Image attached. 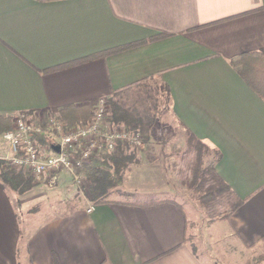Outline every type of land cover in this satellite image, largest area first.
Returning <instances> with one entry per match:
<instances>
[{"label":"crops","instance_id":"crops-1","mask_svg":"<svg viewBox=\"0 0 264 264\" xmlns=\"http://www.w3.org/2000/svg\"><path fill=\"white\" fill-rule=\"evenodd\" d=\"M261 50L264 0H0V116L41 119L143 81L165 84L173 121L216 154L243 201L216 224L222 254L235 247L236 264H252L247 254L264 247V100L231 60ZM11 155L1 137L0 160ZM152 169L128 171L123 194L135 176L149 196L171 192ZM71 182L63 174L54 189L18 196L0 178V264H207L173 199L97 205Z\"/></svg>","mask_w":264,"mask_h":264},{"label":"trees","instance_id":"trees-1","mask_svg":"<svg viewBox=\"0 0 264 264\" xmlns=\"http://www.w3.org/2000/svg\"><path fill=\"white\" fill-rule=\"evenodd\" d=\"M41 3H50L65 0H35ZM231 66L239 77L262 99L264 100V50L246 53L231 60ZM142 103L147 99L155 102L156 108L164 107V112L169 113L171 107V95L165 84L155 81H143L127 90L115 94L110 100L112 105L113 121L126 125L135 132H140L145 144L150 138L148 126L151 124L148 110L143 113L137 109L127 107L125 97H133ZM141 97V98H140ZM134 99V98H132ZM161 99V101H160ZM130 100V99H129ZM134 102V101H133ZM163 102V103H162ZM132 106V105H131ZM137 108V107H136ZM137 111V112H136ZM47 114L43 116L42 127H47ZM93 117L92 105L81 107H66L62 109L57 118L72 128L87 123ZM146 120V121H145ZM12 129V119L0 116V137ZM192 141L197 146H191L189 151L178 155L179 162L173 164L172 171L186 187L198 199L205 208L209 219L214 221H230L232 215L243 205V201L236 196L232 189L221 179L216 170L215 160H205L204 150L209 149L194 138ZM40 145L52 150L51 143L45 136L38 137ZM130 147H125V149ZM121 149V155L123 154ZM130 156L116 158L111 156H95L87 163L82 173L90 182V194L97 205L109 203L107 196L111 189L120 186L124 181L125 172L133 162ZM1 180L18 195H24L35 187L30 177L21 170H11L0 160ZM54 264H60L54 256Z\"/></svg>","mask_w":264,"mask_h":264},{"label":"rangeland","instance_id":"rangeland-1","mask_svg":"<svg viewBox=\"0 0 264 264\" xmlns=\"http://www.w3.org/2000/svg\"><path fill=\"white\" fill-rule=\"evenodd\" d=\"M143 99L146 98L143 97ZM143 99L138 100L137 98H135V96L128 98L125 97V102L126 104H128L127 107H132V110L137 109L138 112H144L145 110H148L150 116V120L148 121L151 122V124L148 126V129L150 131L149 141L145 144V147L141 149L123 148V154L117 155L116 158H122L123 156L132 157L134 160L129 165L130 168L128 169V171H132L134 173L139 172V170L141 169L144 170V165L149 166L151 168H155L152 170L153 173L156 174L154 175V179L158 181V183L160 182L161 177L158 174L157 170H162V172H164V178L166 179V182L168 183L171 192L165 193L161 191H150L151 196H149V191L141 189L140 187V177L137 178V176H135L136 180H134L135 184L133 187L135 189L132 188L133 191H130L132 195L123 194V191H127V189H125V187L121 188L120 185L114 189H111L107 198L112 197L113 199H119L122 201L135 202H148L153 198L164 197L173 199L175 202L182 206L185 214L187 215L188 242L190 246L193 247V250L197 253L199 258L207 264H236L237 249L235 247H228L227 249L231 254L223 255L222 252L223 250L225 251V248H223L225 242L223 240L222 234L216 230L217 223L226 221H214L209 219L205 208L201 206L198 199L193 195V193H191L186 187L181 184L178 177L172 171L173 164L179 162V159L177 158L178 155L182 154L183 152L189 151L191 146H197V143L195 141H192L190 135L188 133H185L179 127V125H177L173 121L169 113L164 112L163 106L160 109L156 108L153 99H147V103L144 104L142 103ZM27 115L28 119L31 121L37 123L43 122V116H41V119H39L38 117H36V119L35 117L33 118L30 114ZM49 117L57 118V115H47V120ZM10 118L12 119V129L10 131H12L14 129L15 118L13 116H10ZM110 118L111 120H113L111 103ZM204 152L205 153L203 155L205 160H218L216 154L213 153L210 149H205ZM5 166L9 168L8 163L6 162ZM9 169L20 170L11 167ZM128 171L125 172V175L126 173H128ZM25 174L30 177L28 173ZM30 179L33 181L31 177ZM71 183V187L74 188L75 186H77L80 189V194H83V196L88 201H90V203L97 204V201H94L90 194V182L87 177L83 185L78 186L73 181ZM33 184L35 186L33 190L38 189V191H40L41 193L47 192L51 190V188L54 189V185H38L34 181ZM156 186H158V184H156ZM26 221L27 220L25 219L24 223H26ZM247 256L251 257L250 263L252 264L257 263V261H262L264 263V247L256 249L255 251H251L250 254H247Z\"/></svg>","mask_w":264,"mask_h":264},{"label":"built area","instance_id":"built-area-1","mask_svg":"<svg viewBox=\"0 0 264 264\" xmlns=\"http://www.w3.org/2000/svg\"><path fill=\"white\" fill-rule=\"evenodd\" d=\"M110 100L109 97L96 100L92 119L72 128L56 117H49L44 129L40 123L29 120L27 113L14 115V129L3 135L12 155L4 161L9 168L28 173L38 185H55L63 174L78 186L83 185L86 176L82 170L93 157H116L122 148L145 147L140 132L111 120ZM41 136L49 139L52 150L40 145Z\"/></svg>","mask_w":264,"mask_h":264}]
</instances>
